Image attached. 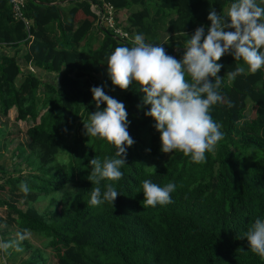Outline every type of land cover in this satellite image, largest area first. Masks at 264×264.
Instances as JSON below:
<instances>
[{"label":"trees","instance_id":"16d2710c","mask_svg":"<svg viewBox=\"0 0 264 264\" xmlns=\"http://www.w3.org/2000/svg\"><path fill=\"white\" fill-rule=\"evenodd\" d=\"M67 2L24 0L28 37L10 1L0 0V116L14 108L15 120L31 122L27 142L15 147L26 169L0 182V239H14L27 228L42 246L23 241L21 252H0V264H264L240 239L250 223L264 219V67L229 81L235 59L226 54L218 62L225 101L212 106L210 114L224 135L201 163L178 150L161 151L156 121L145 115L150 106L138 107L141 86L133 81L121 90L107 67L115 48L134 46L137 34L181 60L195 30L210 27L209 10L227 16L235 0ZM91 3L111 6L116 26L129 38L118 39L111 28L98 24ZM257 3L264 6V0ZM121 11L127 15L120 19ZM28 64L35 71L24 70ZM94 86L124 103L135 141L127 150L123 177L100 185L111 183L120 193L114 205L89 204V161L116 153L105 139L84 134V122L97 111ZM5 147L0 139V157ZM0 172H6L3 166ZM145 179L160 186L174 183V202L144 204ZM22 182L30 188L27 195L18 188ZM43 199L48 203L40 208L37 202Z\"/></svg>","mask_w":264,"mask_h":264},{"label":"clouds","instance_id":"9594fccd","mask_svg":"<svg viewBox=\"0 0 264 264\" xmlns=\"http://www.w3.org/2000/svg\"><path fill=\"white\" fill-rule=\"evenodd\" d=\"M208 20L211 25L207 30L202 25L188 38L181 60L168 55L162 45L145 43L141 34L135 35L134 46L117 47L107 57L113 85L127 90L135 81L141 86L144 96L138 107L150 106L145 115L156 121L154 127L160 133L161 151L167 154L178 150L195 163L203 162L205 153L214 151L224 135L222 125L210 114L212 106L225 101L221 92L225 77L218 75L223 65L218 62L226 54L232 55L236 62L243 61L227 73L229 81L244 75L245 65L252 73L264 67L261 50L264 49V6L257 0H235L227 16L210 9ZM91 92L97 111L90 113L89 121L84 122V134L105 139L115 145L116 153L103 161L98 157L89 161L88 179L93 184L89 204L114 205L120 193L111 183L103 189L100 185L102 181H119L123 177L121 169L126 165L127 150L135 141L128 132L130 122L124 103L107 95L103 86H94ZM102 104L107 105L103 110ZM18 188L26 195L30 192L25 182ZM142 188L143 203L148 206L174 202L170 195L176 190L174 183L160 186L145 179ZM61 194L56 192L57 196ZM31 236V231L25 228L17 231L14 239H0V252L23 251L22 242ZM240 239H246L250 250L264 258V219L256 218L250 223Z\"/></svg>","mask_w":264,"mask_h":264},{"label":"rangeland","instance_id":"374dc122","mask_svg":"<svg viewBox=\"0 0 264 264\" xmlns=\"http://www.w3.org/2000/svg\"><path fill=\"white\" fill-rule=\"evenodd\" d=\"M68 3V2H67ZM66 2L64 5L67 4ZM68 5V4H67ZM231 4L229 5L230 8ZM127 15L126 11H121L120 16H118L120 19L124 18ZM164 32V31H163ZM129 35V33H128ZM167 33H162V37H166ZM134 39V37H133ZM232 56V55H231ZM233 57V56H232ZM234 58V57H233ZM236 63L243 64V61H239ZM245 71H248L247 66L245 65ZM246 114H249V116L252 114V109L247 108L245 111ZM16 111L14 108L10 109L8 111V115L6 117L0 116V128L4 131V134L0 136V139L2 141L6 142V147L1 150V157H0V166H3V169L6 171L5 173L0 172V182H2V179L5 178L6 174H11L12 176H16L21 172V170H25L26 166L25 163L21 161L19 157L16 156L15 147L18 143L25 144L27 142V136H26V129L31 124L29 121H17L15 120ZM16 132L17 137H15ZM19 164V166H18ZM20 169V171H19ZM1 192V191H0ZM3 194V193H1ZM48 200L43 199L37 202V205L40 208H43L47 205ZM0 213L1 209H0ZM30 243H32L36 247H42L41 241L38 237L32 234L31 239H29Z\"/></svg>","mask_w":264,"mask_h":264},{"label":"built area","instance_id":"2783aa9c","mask_svg":"<svg viewBox=\"0 0 264 264\" xmlns=\"http://www.w3.org/2000/svg\"><path fill=\"white\" fill-rule=\"evenodd\" d=\"M11 3L12 12L15 18L23 20L26 26V29H28V37H31V34L29 33L28 28V21L25 19L22 13V7L24 5V0H9ZM91 10L96 14L97 16V22L98 24H102L104 27H109L113 30L114 35L118 39H124L129 38V35L127 32L122 30L121 27L116 26L114 21V10L111 6L108 4H104L102 8L98 6V3H91ZM24 70H30L34 71V68L31 64H28L26 67H23Z\"/></svg>","mask_w":264,"mask_h":264},{"label":"water","instance_id":"95a60500","mask_svg":"<svg viewBox=\"0 0 264 264\" xmlns=\"http://www.w3.org/2000/svg\"><path fill=\"white\" fill-rule=\"evenodd\" d=\"M38 3H48V4H56V5H59V4H62L64 2V0H55V1H51V2H44V1H39V0H36Z\"/></svg>","mask_w":264,"mask_h":264},{"label":"crops","instance_id":"0c3cea01","mask_svg":"<svg viewBox=\"0 0 264 264\" xmlns=\"http://www.w3.org/2000/svg\"><path fill=\"white\" fill-rule=\"evenodd\" d=\"M68 0H64V2L62 3V5H64L65 2H67ZM22 67H26L25 65L22 66ZM32 67L34 68V66L32 65ZM27 70V69H26ZM30 71V70H29ZM34 71H35V68H34Z\"/></svg>","mask_w":264,"mask_h":264}]
</instances>
